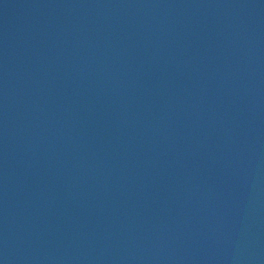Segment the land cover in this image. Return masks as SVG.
Instances as JSON below:
<instances>
[{
	"label": "water",
	"instance_id": "95a60500",
	"mask_svg": "<svg viewBox=\"0 0 264 264\" xmlns=\"http://www.w3.org/2000/svg\"><path fill=\"white\" fill-rule=\"evenodd\" d=\"M252 0H0V264H216Z\"/></svg>",
	"mask_w": 264,
	"mask_h": 264
}]
</instances>
